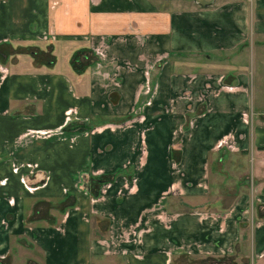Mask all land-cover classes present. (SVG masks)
I'll return each mask as SVG.
<instances>
[{
    "label": "crops",
    "instance_id": "crops-1",
    "mask_svg": "<svg viewBox=\"0 0 264 264\" xmlns=\"http://www.w3.org/2000/svg\"><path fill=\"white\" fill-rule=\"evenodd\" d=\"M183 3L0 0V264H264V0Z\"/></svg>",
    "mask_w": 264,
    "mask_h": 264
},
{
    "label": "rangeland",
    "instance_id": "rangeland-1",
    "mask_svg": "<svg viewBox=\"0 0 264 264\" xmlns=\"http://www.w3.org/2000/svg\"><path fill=\"white\" fill-rule=\"evenodd\" d=\"M194 1H196V2H200V3H204V2H206V0H194ZM191 2H193V0H184V3H183V4H184V5L187 4V3L190 4ZM248 169H249V167H248Z\"/></svg>",
    "mask_w": 264,
    "mask_h": 264
},
{
    "label": "trees",
    "instance_id": "trees-1",
    "mask_svg": "<svg viewBox=\"0 0 264 264\" xmlns=\"http://www.w3.org/2000/svg\"><path fill=\"white\" fill-rule=\"evenodd\" d=\"M106 179H109V178H101L99 179L98 181H96V183L98 184H102L103 182H106ZM95 181V180H94Z\"/></svg>",
    "mask_w": 264,
    "mask_h": 264
}]
</instances>
